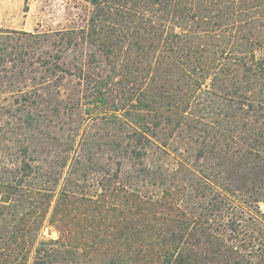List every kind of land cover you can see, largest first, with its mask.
<instances>
[{"label":"trees","instance_id":"16d2710c","mask_svg":"<svg viewBox=\"0 0 264 264\" xmlns=\"http://www.w3.org/2000/svg\"><path fill=\"white\" fill-rule=\"evenodd\" d=\"M88 1L83 97L0 167V264H264V0Z\"/></svg>","mask_w":264,"mask_h":264},{"label":"rangeland","instance_id":"374dc122","mask_svg":"<svg viewBox=\"0 0 264 264\" xmlns=\"http://www.w3.org/2000/svg\"><path fill=\"white\" fill-rule=\"evenodd\" d=\"M95 13L88 0H0V42L10 36L0 62V167L18 162L14 153L22 146L27 112L38 115L34 147L47 150L51 148V103L66 101L75 92L83 97L84 87L73 74L74 67L87 64V48L79 45L67 50L59 40L68 31L86 32ZM84 103L83 111L88 109L91 115L102 111L91 97ZM83 111L73 119L87 120ZM91 124L88 119L82 129ZM260 209L264 212V202ZM42 235L46 239L59 236L51 226Z\"/></svg>","mask_w":264,"mask_h":264}]
</instances>
